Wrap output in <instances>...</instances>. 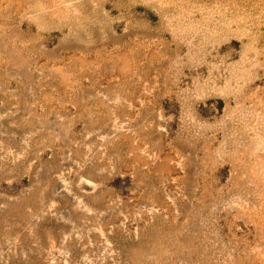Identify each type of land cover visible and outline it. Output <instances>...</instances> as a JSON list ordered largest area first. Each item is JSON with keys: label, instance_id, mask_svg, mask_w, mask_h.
<instances>
[{"label": "rangeland", "instance_id": "obj_1", "mask_svg": "<svg viewBox=\"0 0 264 264\" xmlns=\"http://www.w3.org/2000/svg\"><path fill=\"white\" fill-rule=\"evenodd\" d=\"M0 264H264V0H0Z\"/></svg>", "mask_w": 264, "mask_h": 264}]
</instances>
